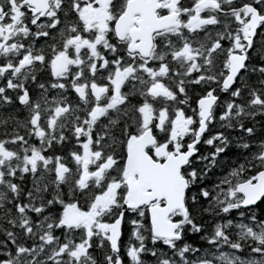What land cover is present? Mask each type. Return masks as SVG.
Segmentation results:
<instances>
[{
	"label": "snow or ice",
	"instance_id": "6c2138e0",
	"mask_svg": "<svg viewBox=\"0 0 264 264\" xmlns=\"http://www.w3.org/2000/svg\"><path fill=\"white\" fill-rule=\"evenodd\" d=\"M0 264H264V0H0Z\"/></svg>",
	"mask_w": 264,
	"mask_h": 264
}]
</instances>
